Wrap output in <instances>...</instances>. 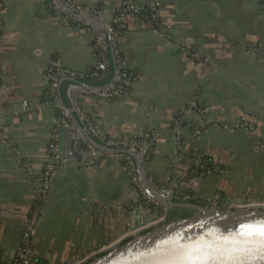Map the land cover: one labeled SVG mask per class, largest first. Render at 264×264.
I'll return each instance as SVG.
<instances>
[{
	"label": "crops",
	"instance_id": "crops-1",
	"mask_svg": "<svg viewBox=\"0 0 264 264\" xmlns=\"http://www.w3.org/2000/svg\"><path fill=\"white\" fill-rule=\"evenodd\" d=\"M74 1L103 6L105 21L116 15L117 45L130 85L127 94L103 100L79 91L81 84H99L61 78L57 93L62 91L71 132L73 126L85 129L73 111L75 102L107 138H139L152 131L142 161L149 188H173L208 202L216 197L219 205L264 204V49L259 48L264 0ZM148 1L156 3L163 31H155L143 15L116 13L125 3L146 8ZM190 48L205 60L190 58ZM52 62L77 72L98 66L84 29L41 11L37 0H0V113L18 151L0 143V258L6 261L21 243L33 202L32 178L51 157L48 144L60 113L44 103L45 69ZM113 77L111 64L101 81ZM193 105L204 112L191 113L184 122L183 154L177 156L171 124L179 109ZM199 119L206 129L196 134ZM70 136L65 134L63 149ZM59 153L30 247L38 264H65L118 238L128 231L127 208L139 199L124 161L104 156L78 163Z\"/></svg>",
	"mask_w": 264,
	"mask_h": 264
},
{
	"label": "built area",
	"instance_id": "built-area-1",
	"mask_svg": "<svg viewBox=\"0 0 264 264\" xmlns=\"http://www.w3.org/2000/svg\"><path fill=\"white\" fill-rule=\"evenodd\" d=\"M39 8L41 11L49 13L51 15H56L63 18L66 22L74 25L77 28L84 29L89 36V45L92 49L93 54L98 60V66L101 71L96 72L90 70L87 72H77L59 63H50L45 69V102L52 104L56 109L60 111L59 115L56 118V125L54 128V134L52 140L48 144V150L51 155L50 159L43 165L42 173L39 177L32 178V187H33V202L31 208L28 212L27 217L24 221V227L22 231L21 243L14 255L10 260H7L9 264H38L33 258L30 247L33 241L34 229L37 223V220L43 213L45 202L48 198L49 191L52 186V177L54 171L56 170L60 160L62 159L61 154L57 151V135L59 128L63 125L70 127L73 125L68 119L66 112H64L63 104L57 93L58 83L61 78H72L82 80L84 78H89L92 81H101L104 74L109 69V62L107 59V53L110 54L112 62L114 64V77L111 81L105 84H99L97 86L91 85H79V91L81 93L93 95L99 99L110 100L117 98L121 95L127 94L129 91L130 81L125 76L127 72L126 67L121 59L119 48L117 45V37L119 24L117 22L116 15L113 16L110 22L105 21L104 17V7L99 5H82L74 0H37ZM145 7L139 6L134 2L125 3L119 7L116 13L123 12H141ZM146 9L148 11L147 16H145L148 21L151 23L155 31H163L164 26L158 17L157 5L153 1H148ZM259 48L264 49V44H260ZM189 57L196 61H204L205 57L203 54L196 49H188ZM74 102L73 111H75L81 122L84 125V130L89 134L91 133L92 137H95L97 142L101 145L110 147V148H120L128 149L137 155L143 156V163L145 164L148 154L149 147L154 140V135L151 130H146L143 133L142 138H107L100 133H98L91 123V121L79 110ZM202 114L204 109L200 106L193 105L182 107L176 112L175 117L173 118L171 124V134L175 139L176 145V155L183 154L184 141L181 137L182 127L184 122L187 120L189 114L191 113ZM242 126V125H241ZM72 127V126H71ZM225 129L230 130L232 127L223 126ZM73 130L79 134L80 139L83 141L84 151L86 153V161L90 164H93L97 159H100L104 156L115 157L119 160L125 162L129 175L131 177V182L133 187L139 195L138 203L144 206L155 207L158 206V203L151 199L144 190L139 186L136 168L132 158L124 153H111L108 151H100L96 149L92 144H90L81 134L80 127H74ZM205 126L202 123V120L199 119L195 127V133L200 134L205 130ZM0 143L5 144L10 150L17 153L16 147H14L12 140L10 139L7 126L4 122L3 116L0 113ZM19 167L25 171H29V166L24 159H18ZM170 189H155V194L161 197L166 198L169 195ZM175 197L180 198H191L195 195L191 193H175ZM215 208L218 209H229L230 207L239 208V207H249L258 204L251 203L246 200H241L239 202H228L224 205H219L217 203L216 197H213L210 201ZM160 221V220H159ZM145 226L140 227L134 231H127L120 235L118 238L106 243L105 245L99 246L95 249L89 250L74 259L66 262L65 264H83L86 260L90 259L93 255L98 254L105 249L113 246L120 240L141 231Z\"/></svg>",
	"mask_w": 264,
	"mask_h": 264
},
{
	"label": "water",
	"instance_id": "water-1",
	"mask_svg": "<svg viewBox=\"0 0 264 264\" xmlns=\"http://www.w3.org/2000/svg\"><path fill=\"white\" fill-rule=\"evenodd\" d=\"M69 116L79 125L71 114ZM80 131L96 149L132 157L141 187L158 203L155 207L139 203L128 207V231L145 228L93 255L83 264H264V204L223 210L199 197L176 198L173 188L166 198L161 197L155 194L156 188H149L145 183L142 155L103 146L81 126ZM66 133L71 136L67 149H63ZM58 151L78 163L86 159L82 139L67 125L60 129ZM175 208L193 213L166 220L168 211Z\"/></svg>",
	"mask_w": 264,
	"mask_h": 264
},
{
	"label": "trees",
	"instance_id": "trees-1",
	"mask_svg": "<svg viewBox=\"0 0 264 264\" xmlns=\"http://www.w3.org/2000/svg\"><path fill=\"white\" fill-rule=\"evenodd\" d=\"M147 9L145 8L143 11H141L140 13L139 12H136V14L138 15H143V16H147ZM107 59H108V62H109V67H111V64L113 66V63H112V58L110 56L109 53H107ZM94 71L96 72H100L101 70L99 68H95ZM125 76L126 78L129 79V72H125ZM82 82H89V81H92L90 80L89 78H84L81 80ZM93 83H97V84H103L102 81H92ZM59 97L62 98V91H59ZM75 120H77L75 118ZM78 121V120H77ZM138 139H142V137H139ZM198 172H201V171H198ZM191 202H194V203H198V204H201V205H204L205 203L204 202H200V201H197V200H192ZM193 213V211L191 210H188V209H179V208H175V209H172L170 211H168V214H167V217H166V220H173V219H176V218H179V217H186V216H189ZM0 264H9L8 261L6 260H3L0 258Z\"/></svg>",
	"mask_w": 264,
	"mask_h": 264
}]
</instances>
